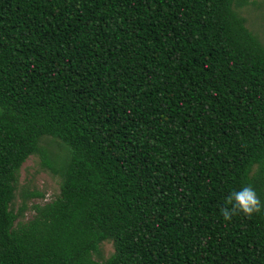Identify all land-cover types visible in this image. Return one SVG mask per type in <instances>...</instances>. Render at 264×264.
<instances>
[{
    "label": "trees",
    "instance_id": "trees-1",
    "mask_svg": "<svg viewBox=\"0 0 264 264\" xmlns=\"http://www.w3.org/2000/svg\"><path fill=\"white\" fill-rule=\"evenodd\" d=\"M250 3L0 0V264H264ZM32 156L61 191L23 222ZM242 185L261 208L225 221Z\"/></svg>",
    "mask_w": 264,
    "mask_h": 264
},
{
    "label": "rangeland",
    "instance_id": "rangeland-1",
    "mask_svg": "<svg viewBox=\"0 0 264 264\" xmlns=\"http://www.w3.org/2000/svg\"><path fill=\"white\" fill-rule=\"evenodd\" d=\"M247 20V26L264 43V0H251L248 6L240 9ZM61 179L53 175L42 165L39 156L30 157L20 171L17 184L14 209L19 212L25 206L20 221L31 220L35 214L34 206L53 201L60 195ZM31 194H38L32 197ZM114 252L112 242L101 246L102 259H107Z\"/></svg>",
    "mask_w": 264,
    "mask_h": 264
},
{
    "label": "clouds",
    "instance_id": "clouds-1",
    "mask_svg": "<svg viewBox=\"0 0 264 264\" xmlns=\"http://www.w3.org/2000/svg\"><path fill=\"white\" fill-rule=\"evenodd\" d=\"M227 201L231 203V207L222 206L220 209L225 221L230 220L238 211L251 215L261 208V201L255 189L250 185H242L238 189L231 190Z\"/></svg>",
    "mask_w": 264,
    "mask_h": 264
}]
</instances>
